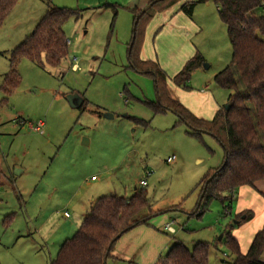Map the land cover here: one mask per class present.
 <instances>
[{"label": "rangeland", "instance_id": "obj_1", "mask_svg": "<svg viewBox=\"0 0 264 264\" xmlns=\"http://www.w3.org/2000/svg\"><path fill=\"white\" fill-rule=\"evenodd\" d=\"M139 1L53 0L78 12L64 24L67 57L57 66L23 58L19 84L11 93L0 89V264H51L93 198L130 196L142 187L141 179L148 183L143 187L152 213L145 208L138 217L150 219L117 240L115 246H124L129 257H109L106 264H152L155 254L164 257L177 241L189 248L207 241L208 264H232L228 233L239 238L241 249L250 243L248 220L237 223V210L249 206L256 223H264V192L251 185L239 187L231 202L215 198L196 214L203 182L222 163L224 148L211 134L192 135L175 111H155L149 104L158 101L155 78L131 67L128 55ZM24 2L0 31V85L10 70L11 49L47 11L43 0ZM183 2L149 8L153 16L141 57L166 71L173 97L212 119L217 105L228 100L229 91L214 76L232 63V46L213 1L197 3L192 14L180 9ZM196 53L202 63L187 84L177 83L174 75ZM235 76L247 96L237 71ZM76 92L85 99L79 107L68 100ZM247 103L256 120L253 103ZM172 155L176 159L168 162ZM169 222L175 231L164 229ZM137 230L141 234L134 237Z\"/></svg>", "mask_w": 264, "mask_h": 264}, {"label": "trees", "instance_id": "obj_2", "mask_svg": "<svg viewBox=\"0 0 264 264\" xmlns=\"http://www.w3.org/2000/svg\"><path fill=\"white\" fill-rule=\"evenodd\" d=\"M17 1L0 0V27ZM43 1L47 5L46 13L33 32L10 51V70L0 85L6 93H11L20 82L17 66L21 59L28 58L42 66H57L68 55L69 41L64 24L78 12L73 8L59 7L53 0ZM178 1L151 0L150 3L155 11H161ZM207 1L217 5L232 46V63L214 76L215 82L229 91V109L225 108L226 103L212 119H205L195 115L169 93L166 71L157 61L141 57L146 26L153 16L149 9L144 13L142 9H134V28L128 51L130 66L151 73L155 78L158 101L149 102L155 111H175L191 127L189 132L192 135L201 138L202 133L211 134L224 148L222 163L203 182L196 211L198 216L208 209L213 199L231 202L239 187L254 186L257 180L264 179V0H185L180 9L192 14L197 3ZM202 58L199 53L189 58L174 75V80L187 84ZM235 71L240 74L247 96L239 87ZM247 99L254 105L256 120L251 115ZM225 207L227 211L229 205ZM145 208L152 213L148 192L143 186L129 197L118 194L97 197L78 229L62 242L51 264H106L117 240L150 219V214L138 217ZM244 214L245 218H242ZM251 217L250 212L244 211L237 219L242 222ZM226 243L234 254L232 264H264L260 258L264 251V225L255 233L246 252L230 233ZM210 249L211 243L207 241H198L192 248L177 241L155 264H208Z\"/></svg>", "mask_w": 264, "mask_h": 264}, {"label": "crops", "instance_id": "obj_3", "mask_svg": "<svg viewBox=\"0 0 264 264\" xmlns=\"http://www.w3.org/2000/svg\"><path fill=\"white\" fill-rule=\"evenodd\" d=\"M24 1H31V0H18L17 1V3L15 4V6L12 8V10L9 12V14L7 15V17H6V19H5V22H4V24L0 27V31H2V29L4 28V26L6 25V23H8V21H9V17H10V14L11 13H13V12H15L16 11V9H18L19 8V5H21V6H25V5H22L23 3H25ZM150 1L151 0H140L139 2L140 3H142L141 5H137L136 6V8L137 9H142V6H144L146 3H150ZM182 1H185V0H182ZM15 9V10H14ZM13 11V12H12ZM12 15V14H11ZM142 52H143V48H142V50H141V55H142ZM169 90H170V92H172V90L170 89V87H169ZM173 90H174V88H173ZM225 104H222V105H217V109H216V112H217V110L218 109H220L222 106H224ZM196 115V114H195ZM198 116V115H197ZM198 117H200V116H198ZM202 118H204V117H202ZM206 119V118H205ZM42 121V120H41ZM44 122V121H43ZM45 124V123H44ZM43 127H44V125H43ZM39 130V129H38ZM92 179L93 180H97V178L95 177V175H92ZM142 180V179H141ZM141 180H140V184H141ZM148 184V183H147ZM141 186H143L142 184H141ZM244 186V185H243ZM255 187H257L261 192H264V179H261V180H257L256 182H255V185H254ZM138 188V186H136L135 187V190ZM135 190L133 191V193L135 192ZM131 196V195H130ZM126 197H129V196H126ZM94 199H96V198H93L91 201H90V205H89V207H88V209H87V211L89 210V208H90V206H91V203L94 201ZM238 212H237V214H239V213H241V212H244V211H248V212H250L251 214H252V212H253V208H250L249 206H242V207H240L238 210H237ZM66 215V214H65ZM66 216H70V215H66ZM84 216V215H83ZM83 218V217H82ZM247 229H249V240H250V243H251V241H252V239H253V237H254V235H255V233L258 231V230H260L262 227H263V225H264V223L263 222H258V223H256V218H254L253 217V214H252V217L248 220V222H247ZM165 226H166V224L164 225V229L165 230H167L166 228H165ZM134 228V227H133ZM174 228H175V226H174ZM77 230V229H76ZM175 230H176V228H175ZM146 233V235H150V237H156L157 235V232H155V231H147V232H145ZM141 234V230H137L136 232H135V234L133 235L134 237H136V236H138V235H140ZM235 237L237 238V240L239 241V238L235 235ZM68 238V237H67ZM65 240V239H64ZM63 240V241H64ZM62 241V242H63ZM250 243H249V245H248V248H249V246H250ZM62 244V243H61ZM60 244V245H61ZM123 248H124V246H122V245H116L114 248H113V250H112V253H111V256H109V257H112L113 259H115V260H117V259H119L121 256H124V257H129L128 256V254H124V252L122 251L123 250ZM248 248L247 249H245V248H243L242 249V251L243 252H246L247 250H248ZM115 249H117V253H115ZM245 249V250H244ZM162 257H157L156 256V254L154 255V257L151 259L152 261H151V263L152 264H155L158 260H160ZM260 258H261V260L262 261H264V251L262 252V254H261V256H260ZM154 260V261H153ZM154 262V263H153ZM134 263H138L137 261H130V264H134ZM140 264V263H139Z\"/></svg>", "mask_w": 264, "mask_h": 264}, {"label": "water", "instance_id": "obj_4", "mask_svg": "<svg viewBox=\"0 0 264 264\" xmlns=\"http://www.w3.org/2000/svg\"><path fill=\"white\" fill-rule=\"evenodd\" d=\"M151 3L146 7V8H144L143 10H142V13H144L145 11H147L150 7H151ZM68 100H69V102H70V104L72 105V106H74V107H79V106H81L82 104H83V102H84V98L81 96V94H79L78 92H76V93H72V94H69L68 95ZM225 108L226 109H229L230 108V104L229 103H227L226 105H225ZM88 140H86V142H87ZM212 178V176L207 180V181H209L210 179ZM204 191H205V188L203 189V192H202V194L204 193ZM242 218H245V214L242 216ZM237 223H239L240 222V220H237L236 221Z\"/></svg>", "mask_w": 264, "mask_h": 264}, {"label": "built area", "instance_id": "obj_5", "mask_svg": "<svg viewBox=\"0 0 264 264\" xmlns=\"http://www.w3.org/2000/svg\"><path fill=\"white\" fill-rule=\"evenodd\" d=\"M44 125V122L43 121H40L39 124L37 125V129H40V127H42ZM176 159V155H172V156H169L167 158V161L168 162H173L174 160ZM141 184L143 186L147 185V180L146 179H142L141 180ZM66 215H69L68 212L65 213ZM165 228L168 230V231H175V228H174V225H173V222H169L166 224ZM134 264H139V263H134Z\"/></svg>", "mask_w": 264, "mask_h": 264}]
</instances>
